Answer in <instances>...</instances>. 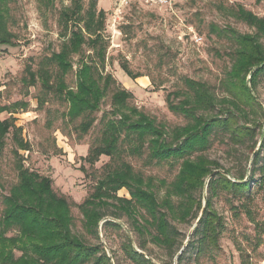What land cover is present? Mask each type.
Segmentation results:
<instances>
[{
	"label": "trees",
	"instance_id": "trees-1",
	"mask_svg": "<svg viewBox=\"0 0 264 264\" xmlns=\"http://www.w3.org/2000/svg\"><path fill=\"white\" fill-rule=\"evenodd\" d=\"M0 0V45L13 46L15 33L8 28L9 2ZM45 7H51L53 0H38ZM97 0H89L83 12V0H70V5L60 10L58 22L64 40L59 50L44 56L36 71L26 67L28 74L24 81L30 85L40 82L42 91L37 97L39 106L47 97H57L67 103L65 116L74 124V131L81 138L91 129L110 84L115 82L110 73H101L99 66L105 59V41L101 34L104 28V10L96 8ZM235 15L255 28V33H241L232 28L218 29L234 41L229 52L230 68L220 79V96L216 95L204 81L187 76L181 78L182 86L168 92L165 102L175 115L182 116V124L167 127L158 123L144 111L129 104L133 94L122 87L111 93L109 112L103 113V126L97 142L88 146L84 159L90 165L101 155L118 162L109 167L97 179L93 191L78 205L87 231L97 235L101 220L104 227L120 224L109 219L122 215L132 219L138 234L147 233L151 241L176 254L183 244L179 230L171 219L192 222L197 218L193 232L185 248L177 256L180 262L184 253L195 249L201 253L204 247H216L223 230L222 222L212 208L213 197L226 192L235 197L250 198L251 183L264 181V163L258 165L260 147L264 145V123H259L258 114L264 117V110L258 101L256 87L264 80V18L242 6ZM82 22V27L78 24ZM88 43L97 55V61L79 58L75 70V86L65 81L72 70V57L81 52ZM122 70L130 78L140 76L132 73L126 63ZM26 101H15L0 106V112H14L27 107ZM254 115V118H250ZM13 127L14 167L17 180L3 196L0 216V264H85L100 253V247L84 243L72 232V215L67 199L52 188V179L29 170L23 164L18 149L28 150L29 144L21 135L14 118L0 119V152L4 137ZM263 128V131H262ZM259 136V138H258ZM214 140L226 143L229 150L248 146L254 151L251 169L226 168L217 159L206 155ZM141 155L146 153V163H163L176 166L177 172L170 182L162 179L155 183L152 176L134 169L131 163L121 159V153ZM257 167V168H256ZM256 170L259 178H255ZM165 185L161 199L156 190ZM156 187V188H155ZM125 188L129 197L119 196L118 190ZM206 196L203 199V190ZM111 207L109 213L106 209ZM201 213V214H200ZM139 215V216H138ZM193 223V222H192ZM258 225H256L257 227ZM16 234L8 235L10 230ZM127 255L140 262H149L142 253L129 245ZM20 252L15 256L14 251ZM96 256L92 264H111L105 253ZM150 263V262H149Z\"/></svg>",
	"mask_w": 264,
	"mask_h": 264
},
{
	"label": "rangeland",
	"instance_id": "rangeland-1",
	"mask_svg": "<svg viewBox=\"0 0 264 264\" xmlns=\"http://www.w3.org/2000/svg\"><path fill=\"white\" fill-rule=\"evenodd\" d=\"M69 5L70 0H53L51 7H45L38 0L9 2L8 28L16 37L15 45H0V106L19 100L26 101L28 105L24 110L17 108L14 112H0V119L14 118L15 126L21 128L20 135L29 144L28 150L18 149L24 166L49 176L53 190L69 202L73 218L72 232L84 243L99 246L100 253L103 251L111 264H264V181L251 183L248 199L221 191L217 193L212 199V208L223 226L217 246L204 247L199 254L190 248L180 262L177 258L180 249L172 254L154 244L149 234H138L132 219L125 215L118 219L106 215L105 219L119 223V228L104 227V220H101L97 235L87 231L78 207L93 191L97 179L104 175L108 166L118 162L117 158L110 160L105 155H101L92 165L84 159L88 146L96 143L100 137L102 114L112 109V90L122 87L131 91L133 97L129 99V104L158 123L167 127L182 124V116L168 109L166 94L181 87V78L187 76L206 82L220 96L219 81L230 68L229 52L235 43L224 35V31L218 33V29L232 28L241 33H255V28L239 19L235 11L242 6L264 18V0H175L162 5L148 4L142 0H97L96 8L104 10L105 14L101 34L106 46L104 63L99 70L110 73L115 82L110 84L99 110L94 113L96 120L91 129L81 138L74 131V124L79 119L70 123L65 116L67 103L49 96L39 106L40 82L30 85L24 81L28 77L27 66L36 71L44 56L59 50L64 36L60 33L58 16L60 10ZM88 5L89 0H83V12ZM78 26L82 27V22ZM261 41L264 44L263 37ZM80 57L93 62L98 60L90 45L85 43L81 52L72 57L73 68L65 77L70 87L75 86V70ZM122 63L140 76L133 79L127 76L120 66ZM255 92L264 110L263 79ZM257 116L259 123H264V117L261 114ZM250 118H254V115H250ZM14 131L11 127L6 133L5 145L0 152V216L3 196L17 180ZM259 146L260 142L254 151L242 146L234 152L228 149L226 143L214 140L205 153L226 168H246L249 171L252 157ZM145 156L146 153H121V159L131 163L145 176H152L156 184L162 179L170 182L174 178L176 166L147 164ZM263 163L264 145L260 147L257 166ZM259 176L256 170L254 177L257 179ZM164 189L165 185L155 189L158 199L163 196ZM203 192L204 199L206 189ZM117 194L129 197L125 188L119 189ZM110 210L111 207L106 212ZM171 222L180 232L174 249L178 248L183 238L181 247L184 249L196 220L192 223L171 219ZM13 234H16L14 229L8 232V235ZM129 245L142 253L150 263L131 259L126 253L130 250ZM14 254L18 256L20 252L15 250ZM96 256L85 264H92Z\"/></svg>",
	"mask_w": 264,
	"mask_h": 264
},
{
	"label": "built area",
	"instance_id": "built-area-1",
	"mask_svg": "<svg viewBox=\"0 0 264 264\" xmlns=\"http://www.w3.org/2000/svg\"><path fill=\"white\" fill-rule=\"evenodd\" d=\"M142 1H145V3L148 4L162 5V4H170L175 0H142ZM0 53H1V49H0Z\"/></svg>",
	"mask_w": 264,
	"mask_h": 264
},
{
	"label": "water",
	"instance_id": "water-1",
	"mask_svg": "<svg viewBox=\"0 0 264 264\" xmlns=\"http://www.w3.org/2000/svg\"><path fill=\"white\" fill-rule=\"evenodd\" d=\"M200 214H201V213H200ZM198 219H199V218L196 219V222L198 221ZM194 226H195V225H194ZM188 237H189V236H188ZM185 244H186V243H185ZM182 249H183V247L180 248L178 254L181 253Z\"/></svg>",
	"mask_w": 264,
	"mask_h": 264
}]
</instances>
